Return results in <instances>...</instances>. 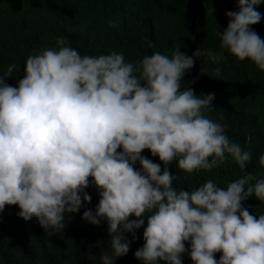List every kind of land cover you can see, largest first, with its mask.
<instances>
[{"label": "clouds", "instance_id": "1", "mask_svg": "<svg viewBox=\"0 0 264 264\" xmlns=\"http://www.w3.org/2000/svg\"><path fill=\"white\" fill-rule=\"evenodd\" d=\"M257 3L238 0V10L226 11L219 52L187 55L177 47L171 55L156 51L133 62L115 50L82 55L61 36L57 47L27 57L17 86L6 82L19 68L9 64L0 73V211L18 205V216H35L58 232L65 214L91 203L86 189L94 183L100 200L83 218L95 225L108 221L110 250L102 252V264L129 252L125 233L138 239L136 229L149 213L145 243L134 253L144 264H183L185 241L194 264H264V213L257 218L243 206L253 195L264 201V176L247 171L251 149L204 114L215 93L182 88L194 57L216 63L226 59L225 50L264 70V38L251 27L262 19ZM144 149L159 156L163 171ZM228 156L243 174L226 188L212 179L191 192L173 186L170 162L192 173ZM137 161L141 168L134 167Z\"/></svg>", "mask_w": 264, "mask_h": 264}, {"label": "trees", "instance_id": "2", "mask_svg": "<svg viewBox=\"0 0 264 264\" xmlns=\"http://www.w3.org/2000/svg\"><path fill=\"white\" fill-rule=\"evenodd\" d=\"M254 7L262 19L251 27L264 38V0ZM228 10H238V0H0V73L16 63L18 70L6 82L17 86L24 75L27 57L57 47L56 38L61 36L82 55L115 50L122 51L125 59L133 62L156 51L171 55L177 47L187 55H193L197 49L219 52L218 32L227 27ZM224 55L226 59L216 63L207 55L194 57V66L182 78V88L191 87L196 95L215 93L213 108L205 109L204 114L226 124L229 138L251 149L247 171L261 177L264 70L226 50ZM217 66L221 68L219 74L214 70ZM142 155L160 163L163 171L165 165L158 155L153 156L150 149H144ZM134 167L142 165L137 161ZM167 167L176 177L173 186L189 192L207 179L226 188L228 182L243 174L231 156L212 169L192 173L180 169L175 160ZM86 191L92 197L91 203L84 202L78 212L65 214V226L58 232L42 227L35 216L31 220L18 216V205H6L0 211V264H102V252L110 250L108 221L102 218L95 225L83 218V212L88 208L95 211L100 200L94 183ZM243 206L257 218L264 213V201L254 195L243 201ZM148 215L144 216L145 225L136 229L138 239L125 233L131 241L130 250L117 257L115 264H144L134 253L145 243L143 231ZM130 219L138 218L133 215ZM185 246L189 251L182 254L183 264H194L189 254L190 241H185ZM220 255L221 252L215 253L217 259ZM159 264L168 262L160 260Z\"/></svg>", "mask_w": 264, "mask_h": 264}]
</instances>
